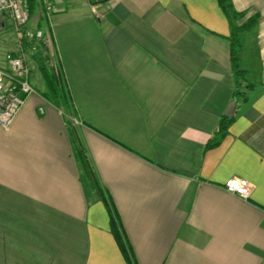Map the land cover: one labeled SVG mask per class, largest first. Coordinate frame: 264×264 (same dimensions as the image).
I'll list each match as a JSON object with an SVG mask.
<instances>
[{"label": "crops", "instance_id": "1", "mask_svg": "<svg viewBox=\"0 0 264 264\" xmlns=\"http://www.w3.org/2000/svg\"><path fill=\"white\" fill-rule=\"evenodd\" d=\"M51 1L49 45L26 50L35 91L0 126V264H264V0H232L244 12L236 24L259 15L241 52L252 86L237 97L231 21L217 0ZM40 16L36 3L33 26ZM16 49L0 14V67ZM46 51L71 112L48 98ZM231 101L228 131L209 145ZM233 176L249 181L248 198L225 190Z\"/></svg>", "mask_w": 264, "mask_h": 264}, {"label": "built area", "instance_id": "2", "mask_svg": "<svg viewBox=\"0 0 264 264\" xmlns=\"http://www.w3.org/2000/svg\"><path fill=\"white\" fill-rule=\"evenodd\" d=\"M36 1L40 17L44 21L43 26L32 25L28 0H0V14L8 17L17 41L16 51L5 53L6 66L0 67V126L5 129L13 122L26 97L35 91L30 81L31 68L26 56L28 45L34 41H41L45 46L49 45L50 41L46 23L50 22L54 4L51 0ZM87 1L92 5L108 0ZM48 65L55 71L59 70L55 57L49 59ZM224 188L244 199L248 198L251 192V184L242 177L228 178L224 182Z\"/></svg>", "mask_w": 264, "mask_h": 264}, {"label": "trees", "instance_id": "3", "mask_svg": "<svg viewBox=\"0 0 264 264\" xmlns=\"http://www.w3.org/2000/svg\"><path fill=\"white\" fill-rule=\"evenodd\" d=\"M219 7L231 21V34L229 37L230 41V65L231 70L235 76V97L244 94V88H248L251 83L246 80L247 68L244 65L243 58L241 55L243 46V34L250 31L258 22L259 15L255 14L250 16L242 24H236V20L244 15V12L237 11L233 5L232 0H217ZM37 1L28 0L29 12L32 15ZM41 70L45 79V82L49 88L48 98L55 104L62 105L65 109L71 112L73 106L71 104V97L69 88L65 81V78L60 74V70L55 71L51 68L46 67L44 64L41 66ZM232 121V116L224 115L218 125V132L215 137L209 141V145H215L220 140V137L224 135L229 128V124ZM74 154L82 170L83 176L86 179L90 190H95L99 198L104 202L107 207L110 218V230L123 253L124 258L128 263H131L132 255L131 249L125 238L118 214L116 213L110 198L105 194L103 188L98 184L97 178L93 171L92 165L86 155L84 148L78 143L74 144Z\"/></svg>", "mask_w": 264, "mask_h": 264}, {"label": "water", "instance_id": "4", "mask_svg": "<svg viewBox=\"0 0 264 264\" xmlns=\"http://www.w3.org/2000/svg\"><path fill=\"white\" fill-rule=\"evenodd\" d=\"M234 109H235V101H231V103L229 104V107H228V109L226 111V114L228 116H232L233 113H234Z\"/></svg>", "mask_w": 264, "mask_h": 264}, {"label": "rangeland", "instance_id": "5", "mask_svg": "<svg viewBox=\"0 0 264 264\" xmlns=\"http://www.w3.org/2000/svg\"><path fill=\"white\" fill-rule=\"evenodd\" d=\"M4 20L6 19V18H3ZM7 20V19H6ZM7 24V23H6ZM47 52V51H46ZM27 53V52H26ZM46 54V53H45ZM47 54H49V52H47ZM49 58L50 59H52L53 58V56H51L50 54H49ZM32 77V75L30 74V78Z\"/></svg>", "mask_w": 264, "mask_h": 264}]
</instances>
